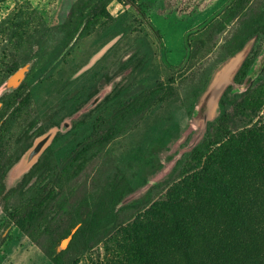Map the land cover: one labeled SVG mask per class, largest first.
<instances>
[{
  "label": "rangeland",
  "instance_id": "rangeland-1",
  "mask_svg": "<svg viewBox=\"0 0 264 264\" xmlns=\"http://www.w3.org/2000/svg\"><path fill=\"white\" fill-rule=\"evenodd\" d=\"M75 1L0 0V80L11 62L28 54L34 110L45 94L72 88L66 79L111 36L105 35L106 28L118 23L125 33L107 58L120 57L129 45L145 40L154 52L153 63L159 68L161 81L174 78L173 96L162 104L161 116L173 109L183 127L184 88L192 76L197 77L214 63L241 16L212 41L205 39L204 30L191 33V48L199 38L204 43L194 58L184 60V33L213 16L227 0H137L144 16L157 29L165 60L183 66L181 73L174 75L163 66L147 19L116 0H94L106 2L107 16L58 58L67 46L62 40L65 27L60 24ZM256 1L249 0L244 13ZM53 51L58 54L54 60ZM251 102L259 110L258 120L264 118V89L256 88ZM258 139L256 148L232 140L211 146L199 156L197 169L175 177L143 209L128 214L120 226L88 249L66 253L61 264H252L255 257L263 258L264 263V249L256 252L249 248L256 227L262 231L260 235L264 233V134ZM181 228L188 230L176 232ZM46 244L43 238L30 240L16 234L10 256L5 257L0 249V264H54L45 252Z\"/></svg>",
  "mask_w": 264,
  "mask_h": 264
},
{
  "label": "flooded vegetation",
  "instance_id": "flooded-vegetation-1",
  "mask_svg": "<svg viewBox=\"0 0 264 264\" xmlns=\"http://www.w3.org/2000/svg\"><path fill=\"white\" fill-rule=\"evenodd\" d=\"M119 40L89 70L73 80L66 79L72 88L45 94L35 110L29 63L18 68L25 70L17 86L2 88L18 69L0 85V249L5 257L15 248L16 234L18 238L47 240L46 254L51 248L75 253L69 248L71 234L81 224L94 225L98 208L114 205L117 209L121 204L143 208L151 187L153 197L157 196L159 182L140 197L122 203L126 195L147 183L172 158L168 143L182 127L173 109L162 117L161 107L173 96L166 97L174 90V78L161 81L159 68L153 63L154 52L145 40L129 45L124 55L108 59ZM161 42L157 39L163 66L171 74H180L182 64L173 66L165 60ZM106 86H110L109 91L82 111ZM188 113L184 107L185 118ZM66 119L68 129L57 132L37 161L7 187L8 170L34 138L50 127H60ZM176 124L178 131L173 135ZM35 191L41 192L40 201ZM101 198L107 203H101ZM126 217L127 212L121 213L122 222ZM38 230L41 232L35 236ZM67 231L69 234L64 235ZM66 238L67 243L60 248Z\"/></svg>",
  "mask_w": 264,
  "mask_h": 264
},
{
  "label": "trees",
  "instance_id": "trees-1",
  "mask_svg": "<svg viewBox=\"0 0 264 264\" xmlns=\"http://www.w3.org/2000/svg\"><path fill=\"white\" fill-rule=\"evenodd\" d=\"M116 1L130 5L135 8L140 15L143 16V18L147 19L140 10L137 0ZM248 3L249 0H227L213 16L208 17L203 22L184 33L183 43L185 48V60H187L194 58L197 53L200 52V45L204 43V39L199 38L193 42V47L191 48L188 43V38L191 33L198 30H204L206 32L205 39L212 41L215 36L226 29L229 23L241 15L236 29L227 39L224 40L219 50V55L216 57L214 63L203 68L197 77L192 76V79L191 76L189 78L186 77V80L191 79L183 91L186 113H188L195 94L202 88L213 66L224 57L240 48L248 38L255 34L257 37L249 55L234 78L236 82L241 84L247 80L248 87L241 90L239 93H234L232 97L228 94L231 91L230 87L227 88L220 99V103L222 105V115L214 122L208 124L205 136L199 144L190 153L183 154L176 162L168 177L158 183L159 192H161L175 177L182 176L197 169L200 166L199 156L211 146L224 144L229 140H232L233 143L243 144L244 146L251 148L259 147L258 138L263 137L264 134V118H260L261 120H258L259 118H257V116L259 110L256 109L254 104L251 102V97L256 88H260L262 90L264 89V0H257L251 9L244 13ZM107 14L106 2L104 1L76 0L69 8L66 19L62 24H60L62 27H65L62 40L67 45L77 34L75 43L80 41L83 37L87 36L93 27L99 23L102 18L106 17ZM146 21L147 26L154 32L156 38L161 41L160 36L152 23L148 19ZM119 32H123L124 34L125 30L120 28L118 23H114L106 28L105 35L111 34L110 37H112ZM34 43H37V41L35 40ZM161 52L163 57V46H161ZM57 56L58 54L53 51L52 60H54ZM29 61L30 57L26 54L25 56L18 58L17 61L15 60L14 63L11 62V66L9 67V70H6L5 76H8L14 70L29 63ZM4 78L3 81L5 80ZM2 82H0V85ZM173 93L174 92L168 93L169 95H166V97L171 96ZM257 121H260V125L256 124ZM173 129L172 134L174 135L178 131L177 124ZM69 168L72 169V166ZM153 189L154 187L149 188L145 194L144 207L153 198ZM34 195L38 197L36 200H41V192L35 191ZM121 195L122 194H120L119 197ZM100 202L106 204V198H101ZM113 206L114 205L111 207L104 206L103 208H98L94 216L96 221L94 225L90 226L81 224L75 232L71 234L69 248L75 252L88 249L121 225V213L127 212V215H131L143 209L132 208L123 204H121L117 209ZM181 222L184 223L183 219H180V223ZM70 226L73 227V224ZM261 229L263 230V228ZM187 230L188 228L185 230L181 228L176 232H184ZM39 232H41V230H38L35 236ZM261 233L262 231L260 228L256 227L255 240H253L249 246V248L252 247V250L254 249L256 252L264 249V233L260 235ZM66 234H69V231L64 233V235ZM84 235H88V237L84 238ZM244 242L245 241L241 243V246ZM57 243L58 240L54 242V245ZM66 253L67 252L65 251L55 252L54 248H51V253L48 254V257L54 264H61L62 256ZM254 261L255 262H252V264H264L263 258L260 257H255Z\"/></svg>",
  "mask_w": 264,
  "mask_h": 264
},
{
  "label": "water",
  "instance_id": "water-1",
  "mask_svg": "<svg viewBox=\"0 0 264 264\" xmlns=\"http://www.w3.org/2000/svg\"><path fill=\"white\" fill-rule=\"evenodd\" d=\"M122 36L123 32H119L104 42L89 56L87 61L71 75L70 80L77 78L85 71L89 70ZM76 37L77 34L68 43L58 58H60L62 54L72 46ZM256 37L255 34L248 38L240 48L230 53L213 66L202 88L195 94L192 106L185 119L184 126L180 129L178 136L172 138L168 143V153L172 158L166 161L161 169L149 178L147 183L126 195L122 199V203L126 204L131 200L140 197L150 186L166 179L181 156L185 153H190L199 144L205 136L208 124L214 122L222 115L220 99L227 88L230 87L231 91L228 94L232 97L234 93H239L241 90L248 87L247 80L241 84L236 82L234 78L249 55ZM24 70L25 67L16 70L3 82L2 88L8 89L9 87L17 86L19 81L23 78ZM109 89L110 86H106L82 111L95 105L109 91ZM68 126L69 120L66 119L62 122L60 127H50L44 133L35 137L28 149L8 170L6 175V186L8 187L14 184V182L37 161L42 152L50 145L55 134L57 132H65L68 129ZM67 241L68 238L63 240L60 248H63Z\"/></svg>",
  "mask_w": 264,
  "mask_h": 264
}]
</instances>
